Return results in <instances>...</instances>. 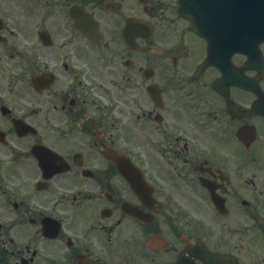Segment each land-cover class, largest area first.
I'll return each mask as SVG.
<instances>
[{
  "label": "flooded vegetation",
  "instance_id": "af4514ba",
  "mask_svg": "<svg viewBox=\"0 0 264 264\" xmlns=\"http://www.w3.org/2000/svg\"><path fill=\"white\" fill-rule=\"evenodd\" d=\"M176 16L0 0V264H264L261 105Z\"/></svg>",
  "mask_w": 264,
  "mask_h": 264
},
{
  "label": "water",
  "instance_id": "95a60500",
  "mask_svg": "<svg viewBox=\"0 0 264 264\" xmlns=\"http://www.w3.org/2000/svg\"><path fill=\"white\" fill-rule=\"evenodd\" d=\"M188 1V0H187ZM247 2H260V8L256 14L248 16L250 26L256 30L257 34H264V0H246ZM181 11L193 19L194 23L199 26L196 16L191 8H188L182 0H179Z\"/></svg>",
  "mask_w": 264,
  "mask_h": 264
}]
</instances>
